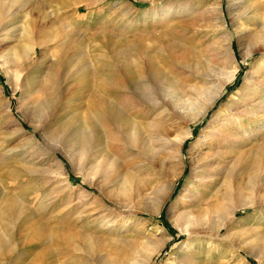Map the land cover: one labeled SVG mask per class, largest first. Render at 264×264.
I'll return each mask as SVG.
<instances>
[{"label":"rangeland","instance_id":"obj_1","mask_svg":"<svg viewBox=\"0 0 264 264\" xmlns=\"http://www.w3.org/2000/svg\"><path fill=\"white\" fill-rule=\"evenodd\" d=\"M41 1L43 0L30 1L29 7L42 6ZM61 1L66 2L65 5L69 7L68 14L61 12L58 16L54 13V8H50L46 21L50 24L58 19L61 27L77 26L72 36L83 44L85 52L93 46L98 48L104 46L106 41L121 42L146 37L147 31L154 25L158 27L163 26L164 23L195 19L192 21L194 25L187 32L188 37H191L195 53L194 63L192 62L188 68L180 65L176 68L180 87L185 91L181 92L186 99L191 98L195 103L191 104L189 109L182 110L177 108L173 104V99L168 96L160 107L162 114L157 128L151 129L149 126L141 135V140L139 138L138 145L130 150H125L121 146L114 149L118 162L112 164L108 158L98 157L99 153L95 151L97 148L93 147L94 145L91 148L95 150L89 149L84 153L81 148L73 144V135L71 137L69 128L65 130L62 127L69 117L79 111L77 108L79 105H87V91L83 93L75 88L77 80L67 79L61 84L63 92L60 95L57 93L56 101L51 103L46 114L40 119L29 108L33 98L28 89L20 88L15 91L16 81L9 79L0 64V157L2 156L0 160L10 170L23 174L21 179L24 183L22 181L18 183H22L21 186L24 184L31 200L39 201V205H33L38 206L39 209L38 207L34 209L45 216L59 214L65 217L71 212L73 220L76 219L79 224H90V226L101 216L114 220L115 216L116 219L125 216V224L122 226L124 232H109L103 235L101 229L98 231L97 234H102L101 241L106 249L94 250L92 255L83 254L82 257L84 256L85 259L82 260V264H262L255 256L245 251H237L231 236L222 239L219 245L215 244L210 238L214 229L207 231L205 228L208 233H203V237L187 242L189 235L181 228L183 219L179 213L188 209H192L196 214L200 212L199 216L204 215L201 225H207L206 222L210 218L208 214L211 213L204 207L207 208L212 200L216 202L217 198L211 193L213 188L211 184H200L198 174L202 170L204 172L209 170L208 175L216 174L219 170L226 174L229 163L227 159L230 160L234 155H238L235 152L245 151L253 143L258 146L264 145V126L256 134L250 133L247 137L250 140H245L247 144L245 142L244 145L242 142L232 145L227 140L222 142L219 139L213 146L209 142L212 130L221 126L219 124L221 119L216 118L225 108L224 106L235 102V99L236 101L240 99V94L246 92L248 81L253 83L255 79L260 80L264 76V67L259 75L255 74L262 61V52L257 51L249 57L247 55L250 41L256 43L260 42V38L264 40V0L238 1L233 8L230 4L235 0H97L91 10L85 11L82 7L83 13H76L74 16L72 12L79 5L78 2L85 0ZM180 5H189L193 9L167 18L162 14V12L167 13L166 10L169 11L171 7L177 8ZM160 13L161 16L157 18L156 15ZM41 17L43 16L35 13L32 19ZM77 17L76 25L74 18ZM28 19L29 17L21 13L18 23L8 28L25 29L21 24L27 26L30 22ZM224 20L226 26L223 24ZM230 34L232 50L227 48L231 40ZM258 35L262 36L258 37ZM13 40L14 38H9L1 41L0 51L12 46L15 43ZM217 43L221 49L215 50ZM38 50L37 58L49 64L57 58L55 56L58 49L51 51L47 58L42 56V49ZM236 69L235 78L226 82L221 95L215 99L205 116L198 121H192L191 118L198 115L206 104L210 91H218L219 86L221 87ZM30 74L36 75L38 72ZM193 86L199 88L197 90H201L202 93L194 90ZM154 118L155 115L149 116L146 123H152ZM33 123L39 124L40 128L46 131L35 130ZM259 123H264V119ZM21 126L24 127V132L19 131ZM250 126L254 127V124ZM188 129L191 130V136L178 146L175 141L182 139L181 132ZM52 131L56 132L54 138L51 137ZM44 132L48 136L46 142L43 139ZM32 134L39 139L38 144L30 139ZM164 135L170 140L167 144L162 143L163 140L160 139ZM244 135V130L238 132V138L241 139ZM213 152L218 154L210 157L209 160L202 159L205 154ZM82 163H84L83 171L80 169ZM229 164L231 165L232 162ZM124 167H130L136 174V180L126 183L127 199L118 200L115 195L119 188L113 180ZM48 168L58 170L61 173L60 179L64 177L66 181H70L72 191L62 193L65 185L54 179L55 176L46 171ZM243 177L246 179L247 175ZM9 181L17 184L15 180ZM99 185L112 194L114 201L103 196ZM15 189L13 191L18 192L19 187ZM193 189L199 190V201L196 205L187 206L188 201L185 197H189ZM229 189L233 191L235 186L231 185ZM244 192L252 191L246 189ZM261 192L256 205L237 211V230L241 232L248 230L249 232L244 235L249 241L258 240L264 235V186ZM183 195H186L184 199H182ZM51 200L55 202L52 203ZM198 204L202 207V211L197 210ZM107 207L110 211L105 210ZM17 215H19L18 220L16 219L17 221L12 224L11 229L12 232L15 230L13 233L17 234L18 242H21L24 235L20 223L22 224L24 215L20 210ZM211 219L215 220L216 216ZM198 220L195 217V221ZM223 233L226 234V231ZM18 245L15 252L24 253L21 249L22 244ZM244 257L247 259L245 260ZM184 259H189L186 261L188 263Z\"/></svg>","mask_w":264,"mask_h":264},{"label":"bare ground","instance_id":"obj_2","mask_svg":"<svg viewBox=\"0 0 264 264\" xmlns=\"http://www.w3.org/2000/svg\"><path fill=\"white\" fill-rule=\"evenodd\" d=\"M30 1L33 0H0V42L9 38H14L13 41L15 42L9 48L0 51V64L9 79L16 81L15 91L20 90V88L28 89L30 96L33 98L29 108L40 119L46 114L51 103L56 101L57 93L60 95L63 92L61 84L67 79L74 78L77 80L75 88L83 93L87 91V105H79L77 107L79 111L69 117L62 127L65 130L69 128L68 131L70 130L71 137L73 135V144L81 148L84 153L88 152L89 149L95 150L97 148L95 151L99 153L98 157L104 156L111 160L112 164H116L118 159L114 149L121 146L125 150H130L138 145L141 135L147 131L149 126L151 129L157 128L162 114L160 107L168 96L173 99V104L182 110L189 109L191 104L195 103L193 99L185 98L183 94L185 91L180 87V80L178 74H176L177 66L188 68L194 60L195 53L193 52L191 37H188L187 32L194 25L192 21L195 19L181 20L171 24L164 23L165 25L158 27L154 25L147 31L148 35L146 37L121 42L106 41L104 46L99 48L93 46L91 49L88 47L89 51L85 52L83 44L72 36L73 30L77 26L61 27L58 19L50 24L46 21V17L49 15L48 9L50 8H54L53 11L58 16L61 12L63 14L67 12L69 7L65 5L66 2L43 0L41 1L42 6L29 7ZM238 1L241 2L242 0H235L230 4L231 8ZM78 3L79 5L72 12L73 16L76 13H81L83 11L81 10L82 7L85 11L91 10L97 0H85ZM191 8L189 5H180L177 8L171 7L169 11L166 10L167 13L162 12V14L167 18L174 14L188 12ZM21 13L29 17L30 22L27 23V26L21 24L25 29H19L18 27L12 30L11 27L10 30L8 27L15 26L18 23ZM35 13L43 17L32 19ZM159 15L161 16V13L157 14L156 17L159 18ZM77 19L78 17L74 18L75 23L78 21ZM223 22L226 26V20ZM247 32L249 31L247 30ZM260 36L262 35H258V37ZM230 39L228 50H232L231 34ZM259 40L260 42L256 43L250 41L251 45L247 49L248 57L254 55L257 51L262 52V61L255 71L256 73L254 72L258 75L264 67V40L263 38ZM39 48L42 49L41 53L45 58L49 56L51 51L58 49L55 56L57 58L51 64L37 58ZM219 48L221 49V46L217 43L215 50ZM32 72H38V74L31 75ZM236 72L237 69L235 72L232 71L224 84L221 87L219 86L218 91L209 90L211 93L208 95L206 104L198 115L191 118L192 121H198L199 118L205 116L210 109L209 107L214 104L215 99L221 95L226 82L235 78ZM250 82L252 81L247 82L246 92L240 94V99L227 103L219 115L217 114L216 119H221V123H219L221 126L213 129L210 134L209 142L212 146L218 139L222 142L229 141L232 145H238L241 142L242 145L245 142L247 144L245 140L249 139H247L249 134L252 132V134H256L264 126V123H259L264 119V76L260 80L255 79L253 83ZM193 89L198 93H202L201 90H197L199 88L193 86ZM9 106L10 102L7 103L8 108ZM151 115H155L156 118L152 123H146ZM252 124H254V127L250 126ZM255 124L258 126H255ZM33 127L37 131L44 130L40 128L39 124L33 123ZM23 129L24 127L21 126L19 131L24 132ZM243 130L245 135L240 139L238 138V132ZM43 134V139L46 142L48 136L45 132ZM165 135L160 139L163 140L162 143L167 144L170 140ZM55 136L56 132L52 131L51 137L54 138ZM182 136V139L179 138L175 141L178 146L182 145V142L191 136V130L181 132ZM228 136H233V139ZM30 139L35 144L39 143V139L35 134H32ZM92 146L95 148H91ZM230 152L233 153L231 150ZM230 152L228 154L231 158ZM235 153H238V155H234L230 159L231 161L227 159L232 164L228 163L226 174H223L222 170L210 175L207 174L209 170L205 172L202 170L198 174L200 184H211V187H213L211 193L217 198L216 202L212 200L213 202L211 201L207 208L204 207L206 211L211 213L208 214L210 218L206 222L209 226L201 225L203 214L199 216V211L196 214L192 209H188L179 213V216H182L183 219L181 228L183 232L189 235L187 242L200 236L203 237V233H208L205 228L207 231L214 229L210 238L218 245L222 239L231 236L237 251H245L264 264V235L258 240L249 241L244 235L249 232L248 230L243 231L244 233L237 230V211L256 205L259 202L258 197L262 193L261 189L264 186V145L258 146V144L253 143L245 151ZM217 154V152L205 154L202 159L204 161L209 160L210 157ZM105 161L107 162V160ZM83 164L80 167L82 171L84 169ZM46 171L53 174L54 179L62 182L63 186L65 185V188L61 191L62 193L72 191L70 181H66L64 177L60 179L61 173L58 170L48 168ZM22 175V173L18 174L10 170L0 160V264H82V260L85 259L84 256L82 257L83 254L90 253L92 255L94 250L106 249L101 241L102 234H97L100 229L103 235L109 232H124L122 226L125 224V216H121L119 219H116L115 216V220L101 216L93 222V228L90 224H79L76 219L73 220L71 212L67 213L65 217H61L59 214L45 216L42 212L38 213L34 209L38 206L33 205H39V201L31 200L24 184L21 186L22 183H18V181L23 180L21 179ZM243 175H247V178L245 179ZM9 180H15L17 184L9 183ZM135 180L136 174L130 167H124L122 171L118 172L113 180L119 188L117 195H115L118 200H121V198L127 199L126 183ZM231 185L235 186L233 191L229 189ZM63 186L61 187L63 188ZM99 186L103 196L114 201L112 194L106 191L102 185ZM18 187V192H14L15 188ZM54 188L56 189V187ZM13 189L15 190L13 191ZM246 189H250L252 192H244ZM198 191L193 189L192 194L188 195L189 197L186 196L187 194L183 195L182 199L186 196L185 198L188 201L187 206L196 205V202L199 201L200 193ZM55 201H52V203ZM44 207L46 208V206ZM201 209L202 207L198 204L197 210L202 211L203 209ZM19 210L24 215L22 224L20 223L21 219L19 220L21 232L24 235L21 242H18L17 234L13 233L15 230L12 232L11 229L12 224L18 220L17 216L19 215H17V212ZM105 210L110 211L108 207ZM215 216V220L211 219ZM195 217L199 220L195 221ZM224 231H226V234L223 233ZM18 244H22L21 249L24 253L22 251V254L15 252ZM244 259L247 258L244 257ZM184 260L186 262L189 259Z\"/></svg>","mask_w":264,"mask_h":264}]
</instances>
